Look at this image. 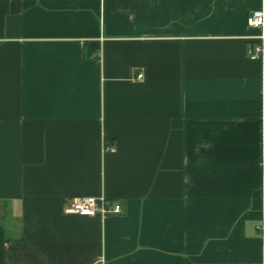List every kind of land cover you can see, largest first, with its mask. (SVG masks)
Here are the masks:
<instances>
[{
    "label": "crops",
    "instance_id": "1",
    "mask_svg": "<svg viewBox=\"0 0 264 264\" xmlns=\"http://www.w3.org/2000/svg\"><path fill=\"white\" fill-rule=\"evenodd\" d=\"M257 10L0 0L5 264H264ZM85 196L122 212L64 213Z\"/></svg>",
    "mask_w": 264,
    "mask_h": 264
},
{
    "label": "built area",
    "instance_id": "2",
    "mask_svg": "<svg viewBox=\"0 0 264 264\" xmlns=\"http://www.w3.org/2000/svg\"><path fill=\"white\" fill-rule=\"evenodd\" d=\"M248 26L252 28H258L263 32L264 29V12L263 10H257L252 12L247 20ZM263 40L264 35L259 38L258 43L250 45L247 49V56L250 59H260L263 55ZM138 78H142L140 74ZM105 150L111 151L112 147L106 146ZM65 214H76L80 216H101L106 217L113 214H120L122 212L120 204L114 203L108 200L104 196L94 197H76L68 200L63 209ZM264 231V224L261 227Z\"/></svg>",
    "mask_w": 264,
    "mask_h": 264
},
{
    "label": "trees",
    "instance_id": "3",
    "mask_svg": "<svg viewBox=\"0 0 264 264\" xmlns=\"http://www.w3.org/2000/svg\"><path fill=\"white\" fill-rule=\"evenodd\" d=\"M7 242V236L5 228L0 224V264H5L4 260V245Z\"/></svg>",
    "mask_w": 264,
    "mask_h": 264
}]
</instances>
